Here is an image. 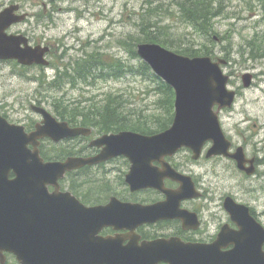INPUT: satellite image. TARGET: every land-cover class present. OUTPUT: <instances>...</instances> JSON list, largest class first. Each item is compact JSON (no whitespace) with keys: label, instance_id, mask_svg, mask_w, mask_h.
<instances>
[{"label":"water","instance_id":"water-1","mask_svg":"<svg viewBox=\"0 0 264 264\" xmlns=\"http://www.w3.org/2000/svg\"><path fill=\"white\" fill-rule=\"evenodd\" d=\"M19 10L20 6L12 5L0 13V60L48 66L44 59L48 49L31 47L23 35L7 33L26 19V14L17 15ZM137 53L176 92L174 122L163 133L147 136L122 131L104 135L94 143L98 147L106 146L96 157L45 162L38 149L41 138L49 137L57 143L88 136L91 130L71 129L67 123L57 122L47 111L36 107L44 120L31 134L0 117L2 263L3 253L9 252L20 264H264V254L260 251L264 228L252 217L249 207L231 197L226 199L225 208L241 232L223 231L212 246L184 244L176 238L139 243L140 238L135 234L138 227L160 220L185 221L190 215L181 210L182 201L199 197L192 179L173 170L165 163L166 157L188 148L194 152V159H199L204 145L212 142L208 158L218 155L232 158L249 176L255 174L256 168L255 159L248 160L242 147L234 154L229 152L232 144L221 127L219 113L231 108L237 96L236 91L228 88L230 77L221 68L227 61L189 58L149 43L140 44ZM243 83L245 88L251 86V74L243 76ZM121 155L133 164L126 179L131 191L155 188L166 195V201L145 206L112 198L107 205L87 207L71 193L60 191V181L67 173ZM153 162L162 163L163 169L153 168ZM166 179L179 183L180 188H165ZM49 187L55 189L53 193ZM108 227L130 233L103 237L101 232ZM127 239L130 241L125 245ZM224 243L234 244V250L222 253Z\"/></svg>","mask_w":264,"mask_h":264},{"label":"rangeland","instance_id":"rangeland-1","mask_svg":"<svg viewBox=\"0 0 264 264\" xmlns=\"http://www.w3.org/2000/svg\"><path fill=\"white\" fill-rule=\"evenodd\" d=\"M148 1L0 0V11L11 3H19L30 14L28 21L13 28V32H26L32 43L52 47L49 58L51 66L44 72L35 69L21 73L19 68L8 62L0 63V104L8 109L5 111L14 122L23 125L41 120L31 111L32 104L46 108L61 120L54 105L59 98L71 110L91 98L102 100L107 94L123 97L126 103L121 106V111L130 119L134 112L135 119L139 116H160L161 111L157 106L161 96L155 92L159 83L147 79L142 73H125L118 79H100L94 85L92 80L90 84L81 82L76 87L67 83L61 90L53 88L52 84L56 80L58 67L74 63L87 55L103 53L105 59H118L126 68L132 65L139 67L143 62L131 58L125 43L131 42L133 37H140L145 18L154 15L153 19L164 18L162 26L170 27V37L178 44L191 41L188 44L191 47H194L192 42L197 47L204 48L206 45L220 58L228 53V65L223 70L231 78L229 88L236 91L238 96L233 108L221 111L220 119L233 150L242 146L249 159L257 160V172L249 176L239 169L237 162L227 158L203 160L196 167L188 154L178 155L174 162L181 170L193 174L199 187L209 190L206 200H192L188 205L186 202L183 204L203 214L206 211L207 216L211 211L217 217H228L222 202L225 197L232 196L238 203L249 206L264 226V57L261 56L264 54V0H219L222 2L221 16L215 19L213 31L209 29L205 36L200 28L194 29L174 18L167 19L160 12L158 15L150 13ZM173 1L154 0L152 6L155 8L165 4L167 9ZM211 36L215 45L210 40ZM43 74L47 76L46 81H42ZM247 74L252 76L248 89L243 84V76ZM35 77L39 80H35ZM79 108L82 110L83 107ZM152 121L149 120L150 129ZM62 148L49 145L42 151L49 156L51 151ZM69 154L75 155V150H70ZM101 172L85 174L79 180L81 187L74 188L75 184L70 179L63 189L97 203L107 201L113 196L112 193L123 194L125 190L119 185L118 177L113 173L103 175ZM101 190H107V193L101 195ZM148 197L144 195V198Z\"/></svg>","mask_w":264,"mask_h":264},{"label":"trees","instance_id":"trees-1","mask_svg":"<svg viewBox=\"0 0 264 264\" xmlns=\"http://www.w3.org/2000/svg\"><path fill=\"white\" fill-rule=\"evenodd\" d=\"M154 0H149L148 5H151L149 12H155L157 15L160 13L165 14V18L171 19L191 25L194 29H201V32L205 36L208 34L209 29L213 31L215 19L221 16L220 9H222V2L219 0H174L172 4L165 8V4H159L155 8L152 6ZM155 16V15H154ZM153 16V17H154ZM145 18L141 24V35L139 38H131L130 41L126 42L125 47L131 54V58L139 60L136 53V46L138 43H158L166 48L185 56L196 57V56H212L217 57L216 53L212 49H208L206 45L197 47L195 42L194 47L188 45L191 41L186 44H178L170 37V27L163 25L164 18L153 19ZM208 31V32H207ZM211 32V31H210ZM214 34V33H213ZM213 36V35H212ZM210 37L212 44L216 42L214 37ZM129 44V45H128ZM228 53L224 55L227 58ZM104 54L89 55L88 60L83 59L77 61L74 64L65 65L63 70L58 71L56 80L53 82L52 87L58 90L64 88L68 83L73 87H76L79 83L84 82L90 84L93 81V85L97 80L104 79H118L122 78L125 73L136 74L142 73L147 76V79L159 83L155 90L161 96L159 100L158 109L161 111L160 116L144 117L139 116L137 119L136 113L132 115L130 119L128 116H124L125 113L121 111V106L125 105V100L120 95L107 94L102 100L97 98L88 99L86 102L79 103L81 106H77L75 109L69 110L64 105L62 99L55 101L57 107V115L69 122L78 123L81 122L84 126H95L98 128L100 133L118 132L122 130H131L141 134H155L162 132L170 127L174 117V91L168 87L165 83L155 78L151 73L150 68L141 63L139 67L132 65L126 68L122 62L118 59L107 60L104 58ZM264 57V54H261ZM42 81H45L42 79ZM46 84V83H45ZM45 84H42L45 86ZM68 107V106H67ZM79 107H83L80 110ZM165 114V116H162ZM149 120H153V126L150 129ZM70 148L64 147L61 150L51 151L48 158L64 156L69 154ZM71 182L75 184L73 187H81L79 183L80 177L71 175ZM84 183V182H83ZM87 203H92L91 200Z\"/></svg>","mask_w":264,"mask_h":264},{"label":"flooded vegetation","instance_id":"flooded-vegetation-1","mask_svg":"<svg viewBox=\"0 0 264 264\" xmlns=\"http://www.w3.org/2000/svg\"><path fill=\"white\" fill-rule=\"evenodd\" d=\"M14 4V3H11ZM9 4V5H11ZM8 6V5H7ZM6 7V6H5ZM5 7L2 9L4 10ZM30 16V14H29ZM35 44V42H33ZM39 44V43H38ZM48 45V44H46ZM49 46V45H48ZM50 51L48 53V58H50V54L52 52V47L49 46ZM7 108H4L3 104H0V116L5 118L10 124H15V125H21L25 128L27 133H32L35 131L36 126L40 122H35V121H30L32 124H19L14 122L11 119V116L6 113ZM8 110V109H7ZM32 120V119H29ZM72 127H76V125H73ZM99 137L98 136H92V137H79L75 139H70L65 142H62V145H70L75 147V155L79 157H94L99 155L103 148H98V147H93L92 143L96 141ZM40 151L41 154L43 155V149L45 146L51 145V142L48 139H44L40 141ZM32 149V147H30ZM188 156L191 155V152L187 151ZM177 157V156H176ZM175 158L171 160V164L173 165L174 168L177 170L183 172L181 168L174 162ZM223 159V157H217ZM216 159V158H213ZM225 159V158H224ZM192 160V159H191ZM210 161L211 159H208L205 155L200 159V161H191L194 166H199V164L203 161ZM257 162V160H256ZM131 162L128 158L126 157H117L114 158L106 163H102L97 166L93 167H85L84 169L80 170L77 172L78 176H84L85 174L89 173H97L99 170L102 171L101 173L103 175H109L113 173V175H116L119 179V185L125 190L123 194H116L112 193L114 197H117L120 201L122 202H132V203H138V204H146V205H154L162 200L165 199V196L162 194H158L154 192V190H143L140 192H131L129 186L126 183V176L131 170ZM156 167L161 168V165L159 163L156 164ZM185 173V172H183ZM187 174V173H185ZM190 175V174H189ZM193 176V174L191 175ZM195 185L199 192L202 194V199L206 200V197H209V190L202 189L199 187L198 182L196 178L193 176ZM168 184V182H167ZM170 184V183H169ZM169 188L176 189L178 188V185L174 184L172 186L169 185ZM211 192V191H210ZM107 193V190H101L99 191V194L104 195ZM144 195H149L148 198H144ZM152 195H154L152 197ZM111 196V197H113ZM141 196V197H140ZM156 196V197H155ZM85 197V195H84ZM110 197V198H111ZM109 198V199H110ZM108 199V200H109ZM107 201L102 202V204H106ZM192 201V200H191ZM187 205L190 204L191 202H186ZM184 209H187L191 211L192 213L197 214V219L195 220L193 226L194 228L192 229H187L184 225V223L181 220H172V221H161L157 224L154 225H145L137 229V234L140 235L141 241L148 240L152 241L158 238H170L174 237L177 239H180L181 241L185 243H192V244H211L214 241H216L220 231L224 226H228L229 229L231 230H238V227L234 224L232 221L231 217H217L218 215L215 212L209 211V215H206V211H198L196 209H191V208H186L184 204L182 205ZM205 215V216H204ZM123 234H129L127 231L120 232ZM116 232L113 229H107L105 230L102 235L103 236H108V235H114ZM129 241V240H128ZM127 241V242H128ZM126 242V243H127ZM232 249V246H228L226 248H223V251H228ZM263 251H264V246H263ZM12 262L15 263L14 259L12 256L8 255L7 256V263ZM6 263V264H7Z\"/></svg>","mask_w":264,"mask_h":264}]
</instances>
